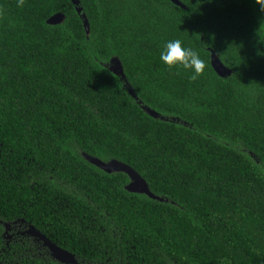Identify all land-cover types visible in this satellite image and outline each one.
Masks as SVG:
<instances>
[{
	"label": "trees",
	"instance_id": "obj_1",
	"mask_svg": "<svg viewBox=\"0 0 264 264\" xmlns=\"http://www.w3.org/2000/svg\"><path fill=\"white\" fill-rule=\"evenodd\" d=\"M176 1L0 0V264H264V11Z\"/></svg>",
	"mask_w": 264,
	"mask_h": 264
},
{
	"label": "water",
	"instance_id": "obj_2",
	"mask_svg": "<svg viewBox=\"0 0 264 264\" xmlns=\"http://www.w3.org/2000/svg\"><path fill=\"white\" fill-rule=\"evenodd\" d=\"M177 5H181L180 2L176 0H172ZM79 12H81L79 10ZM59 20V17L56 18L54 21L57 22ZM212 66L214 70L217 72V74L221 77H226L230 72L229 70L220 62L218 56L212 52ZM150 113H153L149 111ZM154 114V113H153ZM155 117H159L158 114H154ZM86 159L96 167L100 168L101 170L105 171L108 174L111 173H118L123 172L127 174L130 179L131 183L127 187V190L131 193H138V194H144L150 197L151 199L158 200L163 202V199H160L156 197L154 194L151 193L148 184L146 181L132 168H130L128 165H125L118 161H112L110 163H104L101 160H98L96 158H92L89 156H85ZM25 234L33 236L38 238L40 241L44 243L46 247H48L52 257L57 260L58 262L64 263V264H78L76 261V258L74 255L69 253L68 251H65L55 244H53L49 239H47L44 235H42L39 231H37L34 227H30Z\"/></svg>",
	"mask_w": 264,
	"mask_h": 264
},
{
	"label": "clouds",
	"instance_id": "obj_3",
	"mask_svg": "<svg viewBox=\"0 0 264 264\" xmlns=\"http://www.w3.org/2000/svg\"><path fill=\"white\" fill-rule=\"evenodd\" d=\"M257 3V0H255ZM23 3V0H20ZM261 10L264 11V0H260ZM160 61L169 68L181 66L192 73L191 78L195 80L202 75L206 69L205 61L199 53L191 48L185 47L180 39L169 40L164 44L160 52Z\"/></svg>",
	"mask_w": 264,
	"mask_h": 264
},
{
	"label": "rangeland",
	"instance_id": "obj_4",
	"mask_svg": "<svg viewBox=\"0 0 264 264\" xmlns=\"http://www.w3.org/2000/svg\"><path fill=\"white\" fill-rule=\"evenodd\" d=\"M112 67V70L115 72V73H120L121 71H120V68H119V66L118 65H116L115 63H113L112 65H111Z\"/></svg>",
	"mask_w": 264,
	"mask_h": 264
}]
</instances>
